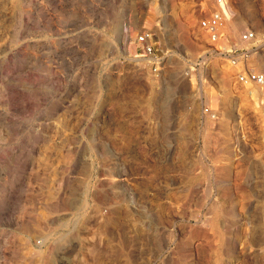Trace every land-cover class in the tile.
<instances>
[{
	"label": "rangeland",
	"instance_id": "374dc122",
	"mask_svg": "<svg viewBox=\"0 0 264 264\" xmlns=\"http://www.w3.org/2000/svg\"><path fill=\"white\" fill-rule=\"evenodd\" d=\"M214 2L0 0V264H264V85L205 59ZM227 2L264 73V0Z\"/></svg>",
	"mask_w": 264,
	"mask_h": 264
},
{
	"label": "built area",
	"instance_id": "2783aa9c",
	"mask_svg": "<svg viewBox=\"0 0 264 264\" xmlns=\"http://www.w3.org/2000/svg\"><path fill=\"white\" fill-rule=\"evenodd\" d=\"M227 0H215L212 10L204 17L199 18L198 28L207 35L210 46L206 50L205 59L212 54H218L222 62L236 68V82L241 85L257 84L264 85V73L259 72L247 65L248 58L259 48L256 44L258 34L256 30L249 28L240 36L241 43L251 44L247 46H232L225 48L220 46V41L228 37L225 26L229 20ZM141 57L148 59L155 65L154 70L159 71L158 65L162 57L158 53L156 42L147 30H143L136 38ZM203 116L215 119L217 112L209 106H203Z\"/></svg>",
	"mask_w": 264,
	"mask_h": 264
},
{
	"label": "bare ground",
	"instance_id": "6f19581e",
	"mask_svg": "<svg viewBox=\"0 0 264 264\" xmlns=\"http://www.w3.org/2000/svg\"><path fill=\"white\" fill-rule=\"evenodd\" d=\"M229 9H230V12L232 11L231 10V7H228V11H229ZM229 12V13H230ZM245 19H246V17H245ZM244 18H241L240 19V21H239V24H241V26H244L246 23H245V20ZM258 22V21H257ZM237 25H238V23H236ZM245 27V26H244ZM236 28V25H235V23L232 25V31H236L237 29H235ZM243 28V27H242ZM258 62H259V65H258V67L260 68V67H264V62H263V60L262 59H260V60H258ZM226 81L228 82V81H230V77H226Z\"/></svg>",
	"mask_w": 264,
	"mask_h": 264
}]
</instances>
